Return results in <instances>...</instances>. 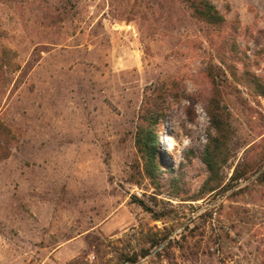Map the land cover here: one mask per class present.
<instances>
[{"label": "rangeland", "instance_id": "rangeland-1", "mask_svg": "<svg viewBox=\"0 0 264 264\" xmlns=\"http://www.w3.org/2000/svg\"><path fill=\"white\" fill-rule=\"evenodd\" d=\"M205 1L0 0V264H264V0Z\"/></svg>", "mask_w": 264, "mask_h": 264}, {"label": "trees", "instance_id": "trees-1", "mask_svg": "<svg viewBox=\"0 0 264 264\" xmlns=\"http://www.w3.org/2000/svg\"><path fill=\"white\" fill-rule=\"evenodd\" d=\"M201 3H203L202 8L197 7L196 3L193 4V8H194L195 13L201 18H205L206 20L214 21L213 17L215 16V14L213 12H211L212 6L205 0H199V5ZM164 109H165V107L162 105V103H157L155 101V98H151L150 101H148V103H146L144 120L148 124H153L154 120L152 121V118H155V120H161L163 117V114H164ZM142 136H144V138H145L146 151H147L148 155H151L153 150L155 149V145H154L155 139L149 133L143 134ZM211 140H213V139H211ZM215 140L219 141L217 138ZM215 146H216L215 148H217L218 143ZM213 157H214V155L211 151L210 144L208 143L206 145V148H205V157H204V161H205V164H206L208 170L213 169V162H214ZM152 162H153V160H152ZM239 176H240V174L237 175V178H240ZM258 178H259V176L256 177V180Z\"/></svg>", "mask_w": 264, "mask_h": 264}]
</instances>
